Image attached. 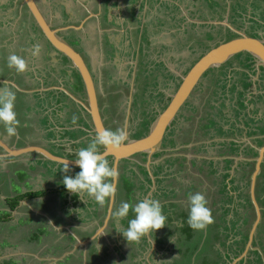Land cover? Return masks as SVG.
Segmentation results:
<instances>
[{"label":"rangeland","instance_id":"obj_1","mask_svg":"<svg viewBox=\"0 0 264 264\" xmlns=\"http://www.w3.org/2000/svg\"><path fill=\"white\" fill-rule=\"evenodd\" d=\"M36 1L46 19H48L51 26L54 27H58L60 24L64 23H78L87 16V10L95 14L94 16H88L85 18L82 22L81 28L77 30L72 29L71 31L77 32V35L80 38V43L84 48V51L80 53L83 56L88 68L91 70V74L93 75V82L98 94L99 105L101 106V112L104 114L106 122L111 124L112 119L109 118V115L113 117L118 114L119 125L121 126V129L124 121H126L127 130L129 132H133L135 129H137L138 134L139 132L141 134L147 132L148 125L150 123L147 125V128H144L142 126L143 121L145 120L149 122L160 111L167 98H169V96L175 90L176 87L174 88V82H177L179 78L177 74L180 72L183 74V70L210 46L215 45L225 38L229 39L235 36V34L221 22H227L229 24L231 22V26L236 27L237 30L244 32L245 34L255 33V28L251 25L253 23L249 22L248 18H244V16H246L248 13L246 0H229V2L227 0H174L178 1L179 4L181 3L186 10L189 9L187 13L190 15V17H188V19L197 17L196 21H188L187 16L184 17L186 19L184 20V18H182L183 11L179 10L178 13L176 7L173 5L175 3H163L162 10L159 11L155 9L154 6L156 3H160L161 0ZM262 1L263 3H261V5L263 6H261V8L264 9V0ZM63 2H68L69 5L65 6L66 4ZM227 2L229 5V17H225L223 19L224 14L227 13ZM0 3H3V0H0ZM253 3H251L252 7ZM62 4H64L65 13L67 14L65 17L61 14L64 10L62 6H60ZM254 6L257 7L255 4ZM5 11L6 10H4V7H2L0 4V17L4 16L2 13ZM232 13L239 14L232 17ZM219 16H221V18H219ZM13 18L14 16H12V19ZM18 18L20 19V16H18ZM29 20V16H24L23 25H19L20 21L16 22V19L13 21H9V19H7V21L4 22L5 25H2L0 21V58H4L5 63H3V65L6 66V69H4L6 70V73L9 74L7 75L5 73V75H7L9 78L15 79V81H17L19 84H21V80L25 82L26 79L27 81L24 87L28 85L29 87L32 86V88L35 89V85H37L38 80L41 79L44 84L58 86V83L61 82L63 84L62 87L67 88L68 85L64 84H68L70 82L71 73L66 71L63 65L59 64V60L56 57L51 58L44 53L49 51V49L47 50L48 46L46 43H44V49L42 47L41 41H35V39L32 37L33 34L30 30ZM5 26L7 27L5 30H3L2 27L5 28ZM63 35H66L67 40L69 37L71 38L70 32L67 30L63 31ZM105 35L110 39V42L113 40V44L116 46V49L112 50V57H110L109 53H107L109 48L104 44ZM262 35H264V32ZM259 37L264 38V36L261 35ZM41 39L43 38L41 37ZM29 41H31L30 44H28ZM36 43L41 45L42 50L37 57H33L31 55V49ZM27 45H29V47H27ZM19 47L24 49L23 53H26L25 55L21 52ZM85 51L89 55L88 59L83 54ZM12 53H15L21 57L24 56L28 62V71L24 73H17L14 68H9L7 66V58ZM241 58V55H235L230 58V60L222 66L221 73L217 72V68L207 70L202 76L199 84L190 95L187 106H190L189 103H194L192 104L196 108V111L193 113L194 121H196L197 118L204 117L206 113L209 112L211 117L214 116L218 120L221 117L218 114V111H220L221 114L226 116V119L228 120L229 130L233 132L234 135H236V137L233 138L239 140H236V142L228 140L227 142L224 141L222 144L228 145L229 143V145L234 148L237 146L238 148L239 146H242L244 149L248 148L250 150L248 154H251L250 156H253L254 158L256 156L255 153L257 154V150L253 148V144L256 143V147H259L264 144V139L261 141L253 139L250 142H247L243 141L241 138H243V136H253L252 138L257 137L258 139L264 138V80L259 82V87L261 90L258 92H253L252 96L244 95L242 92V90L245 88L244 82L248 81L250 72L252 71L255 73L253 76V78H255L256 72L253 69L246 68L243 61L241 64L244 66V68L238 72V78L236 77L237 80L234 79L233 81V85L236 84V87L231 86V82L224 81L223 84L226 86L228 84V90L226 91L224 88L222 90L220 89V87L223 85L221 84L223 81L221 79L222 77L226 78L225 74H227L228 66L240 60ZM34 69L39 79L33 77ZM111 72H114L116 75H110ZM0 76H3L1 70ZM1 80L2 79H0V81ZM249 80V86L253 87L254 83L252 79L250 78ZM4 87L6 86L4 85ZM230 87H232L231 90ZM8 88H11V90L17 94L19 93L15 90V88H13L11 84ZM57 92L58 91L29 92L30 95L22 97L25 102L21 101V98L18 102H16V100H18L16 94L15 111L17 113V118L20 121V126H27L29 127V130H20L19 126L17 132L20 136H22V139H18L15 144L18 146L22 144V141L25 140L26 143L45 145L53 151H56L58 154L62 153L65 156L77 158L75 155L77 150L82 147H87V145L90 143L88 138L90 140V138L93 139L94 136L91 135V132L87 131V135L84 136L85 138H81L82 132H77L75 136L71 137L67 131L71 129L75 130L76 126L74 125L79 126L80 123L79 121L77 124L71 123V121L67 122L65 118L69 117L71 120H73V115L75 113H77L79 116L80 109L74 103L69 101V98L65 96L64 93H62L63 96H61V94ZM238 95L241 97L239 98V101L236 100L237 104L239 105V103H242L240 105H242L241 108H243L242 110L239 109V112L236 111V105L234 103L235 100L233 97ZM26 98L28 99V102L26 101ZM57 99L58 105H63V110L59 111V109L56 108L58 106L57 104L54 107L55 109L48 105V103L50 104L51 102L52 104V101ZM40 100L42 101V104L40 103ZM22 102L29 105L23 108ZM34 104L36 105L35 107ZM108 105H111L112 109L108 110ZM53 110L56 111L57 114H60V119L62 121L59 120V123H63L65 129L62 127L61 129H57L54 133L52 132V135H48L47 128L44 125L45 123L48 125V116L55 115ZM70 110L72 111L71 113ZM182 110L187 115L191 114V112L187 111L186 109ZM79 117H77V120L80 119ZM30 122L31 125L29 124ZM178 124V126L184 125L181 120ZM188 124L189 121L186 122V125ZM78 126L77 129L81 131ZM192 126H195L194 122L192 123ZM3 128L4 126L0 124V131L3 137L10 142H13L15 136L9 137L6 133V130ZM172 128L174 129H168L165 135L172 137L174 140H184L187 136H191L194 132V128L191 131L189 129L185 134L175 129V125L172 126ZM255 130V134H252V132ZM262 130L263 134H259L258 132ZM138 136L142 135L139 134ZM228 137L229 135H227L225 138ZM211 139H216V143L218 144L222 142V140L219 138ZM189 143L190 141L185 144H180L173 147L174 150H170L169 153H174L165 156V159L162 161L164 165H160L162 163L161 162L157 165V169H155V171L153 170L152 176H156V185L163 186L157 191H155L156 189L154 190L155 192L153 193V198L158 200L162 198L166 199L165 203H161L163 206L162 211H168V209L171 211V208H173V212L171 211L173 217L171 218L181 216L176 215V212L182 214L180 207L182 206V202H184V198L187 199L190 193H204L206 199L209 201L208 207L210 209L212 205H215L214 201L222 198L220 190H218L219 180L218 177L215 176L216 174H214L215 171L213 169V166L216 164L213 161L218 159H213L214 157H211L213 160L212 163H209L208 159H206L208 155L215 157L216 155H219L216 153H207L206 151L208 149L212 150L213 152L214 149H218L220 151L221 149L217 144L211 143L209 140H202L200 142L198 140L194 144H204L201 146L202 151L191 150V146H186ZM179 146H181L180 148L185 147V149L182 150L185 151L184 155L195 153H191L190 151H196L201 153L202 157L195 158L194 160H191L192 158L188 159L187 156H183L184 158L176 157L172 162L170 159L172 158L171 156L180 154L183 155V152H180ZM229 149L231 150V148ZM227 155L228 154L220 155V157H225ZM134 157L129 158L126 161L129 163L126 175L130 178H133V182L131 184L132 187H135L141 182L139 179L143 178L145 181L146 179H149L148 183L144 181L145 188H147L145 192L146 194L149 192L148 188L152 184V180L150 179V174L145 167V161L141 163L142 156L134 155ZM152 157L158 158V156L154 155ZM229 157L233 159L235 156L230 154ZM9 158L11 161L4 164V167L0 169V198H2L1 195H3V191L6 189L13 193H16L17 191L22 192L23 190L24 192L39 191L42 193L43 190H41L40 186H44L46 182H48L47 180H50L48 177L51 173H53L51 176L53 179L51 180L52 184L54 183L53 185L60 183L61 178H63L62 174L58 176L60 172L59 169L61 168L58 167L56 168L57 170H53L54 164L52 162L45 161L44 165L41 167L37 165L36 161H43L42 158L37 154L28 153L17 157L10 156ZM251 158L252 157L248 159L245 157L244 159L237 160L233 175H229V177L234 178L232 187L234 188L235 185L236 189L231 192L235 193V199L237 198V202H234V212H231V214L230 212L228 213L226 216L227 222H224L223 225H228L231 227L232 221L236 220L234 223L236 226L234 229L228 228L224 234H218L220 239H223L225 236H227L226 233L229 234L228 238L225 240L226 243H232L233 238H237V236L234 237L233 234L237 229L241 228V220L237 215L242 213V209L237 205L240 199L237 196L245 192H247L248 195V182H242L244 180L240 179V175L241 170L251 173L254 167L253 163L251 162ZM108 161L111 166V159ZM27 164L31 166L30 170L22 173V170L27 168ZM121 164L122 163L119 162L118 165L121 166ZM232 164L234 165V160H232ZM171 165H175L178 169L177 171L172 169L169 170L168 173L171 174L165 177V166L169 167ZM240 165L241 168L239 167ZM123 169L125 171V165H123ZM18 170L22 171V175L30 173V176L27 175L29 178L28 181L27 177L24 178L27 181V183L25 182L24 186L20 185L22 183L17 184V180L15 178L18 174L15 175L16 177L13 175V180L15 179L14 182L9 184V181H6L8 180V177L12 175V172H16ZM117 170L120 175L122 170L121 167L117 168ZM143 170L145 173L142 172ZM157 172L161 173L162 175L160 174L157 176ZM250 173H248L247 178H249ZM127 176L123 177L127 178ZM256 179V189L254 190L255 198L259 206L262 207V210H264V206L261 205V203L264 205V192L258 194L259 191L257 189L260 186L261 190L264 191V158ZM184 182H190L191 185L189 186L191 187L184 184ZM49 185L51 186V184ZM175 188H177V191L174 194L173 191ZM160 190L162 192H160ZM168 190L172 191V196L165 194L168 192ZM225 191L228 193L230 192L228 187H225L224 192ZM58 195L59 194L56 192L45 193L44 191L40 198L39 196L35 198L29 197L27 200L35 206L38 200H41L42 202V196H45V199L48 197V200L46 199L47 201L40 205H36L35 207L47 212L52 221L57 223L61 222L63 218H67L66 214H69V209L67 211L59 209V207L58 209H55L56 204L58 203L59 205L61 202V199L59 200ZM181 195L183 197L181 200L175 202L173 201L177 196ZM14 196L15 195L13 194L11 197ZM36 198L39 199L35 200ZM82 200L84 202H88V209L92 208L90 201L93 202L94 199L90 198L85 193L82 197ZM0 201L2 202L1 199ZM120 201H123L122 196L120 197ZM137 201L138 199L133 201L132 204L137 203ZM249 203L253 211V205L251 204L250 200ZM84 205L85 204H81L80 209L83 208V210H85ZM30 210L29 216H24V218H19L18 220H13L11 217L3 218V215L0 213V260L1 258L12 257L15 264H43L40 256L43 254V247L45 245L40 243L43 241H49V244H53L51 243L53 241V236H51V226L46 224V220H44L43 216L34 213L32 207H30ZM58 210L61 211L59 212ZM21 213L26 214L24 211H21ZM129 213L134 218V213L131 212V210ZM252 221H250L248 226ZM183 222L188 224L187 217H183ZM259 225L256 227L253 242L259 241L257 236H261L260 239L264 245V235L262 236V234H259L260 231H264V211L261 212V220L259 221ZM244 227L247 226L245 225ZM40 229L42 232L37 233V231ZM213 232L214 231L210 229V239H212ZM29 237L30 240L27 243V238ZM215 239L216 237H214V240ZM22 240L23 242L21 243ZM9 243H12L13 247H10ZM55 247L56 245H49L50 250L55 249ZM248 254L253 255L250 252Z\"/></svg>","mask_w":264,"mask_h":264},{"label":"crops","instance_id":"obj_2","mask_svg":"<svg viewBox=\"0 0 264 264\" xmlns=\"http://www.w3.org/2000/svg\"><path fill=\"white\" fill-rule=\"evenodd\" d=\"M180 1V0H179ZM229 2V0H227ZM227 2V13L224 14L223 19L226 17H229V5ZM254 2V3H253ZM37 3V1H36ZM163 3L165 4H173L176 7L177 12L179 13L180 11H183L182 15L184 17L187 16L190 17V15L187 13L189 11V9H185L183 7V5L180 3H178V1H174V0H161L160 3H156V5L154 6L155 9L157 10H162L163 9ZM247 3V8H248V13L246 16H244V18H248L249 22H252L253 24H251L252 26H254L255 28V33L256 36H264L262 35L264 32V9L261 8V3H263L262 0H246ZM251 3H253V7L251 6ZM2 7H4V10H6L4 13V16L0 17V21L2 25H5V21H7V19H9V21H13L14 19H16V22L20 21L23 22V17H28V12L26 10V8L24 7V5L20 4V0H3V3H0ZM220 4V1H219ZM254 4L257 6L255 7ZM66 6V5H65ZM185 11V13H184ZM260 11V13H259ZM7 12V13H6ZM225 12V10H224ZM25 14V15H24ZM239 14V13H238ZM238 14H234L232 13V17L234 15H238ZM24 15V16H23ZM181 15V16H182ZM12 16H14V18L12 19ZM18 16H20V19L18 18ZM30 17V16H29ZM197 17H192L189 18L188 21H196ZM217 18V17H215ZM214 18V19H215ZM219 18H221V16H219ZM217 18V19H219ZM31 19V18H30ZM212 19V20H214ZM184 20H186L184 18ZM211 20V21H212ZM221 20V19H220ZM30 21V20H29ZM228 21V20H227ZM219 22V21H218ZM30 24V23H29ZM216 24V23H215ZM230 24H232L230 22ZM7 26L2 27L3 30L6 29ZM17 31V28H16ZM3 34V31H2ZM12 35V34H11ZM143 35V34H142ZM248 35V34H247ZM262 40H264L263 37H259ZM42 41V40H39ZM31 41H29L28 44H30ZM42 45H44V42H41ZM21 46V45H20ZM24 47V46H23ZM27 47H29V45H27ZM20 48V47H19ZM44 48V47H43ZM21 52L23 53V48H20ZM45 49V48H44ZM54 51L49 49L48 52H44V53H49L50 55H54L53 53ZM21 53V54H22ZM24 55L26 53H23ZM24 58V56H22ZM3 63H5V60L3 57L0 58V70L1 73L3 74V76H0V79L2 80H8L11 81L13 83H16L17 86L20 88V90H17V92L22 93V94H30L29 92H37V91H43V88H49V86L45 87L44 83L41 81V79L38 78L37 73L35 71V69L33 70V77L34 78H38V84L35 85L36 88H32V86H26L24 87V85L26 84V79L25 82L23 80H21V84L17 83V81H15V79L13 78H9L6 73V66L3 65ZM5 68V69H4ZM133 72V71H132ZM5 73L7 75H5ZM258 72H256L257 75ZM15 74V73H14ZM182 74V72H180L179 74H177V76L179 77V75ZM14 76V75H13ZM232 82V81H230ZM233 83V82H232ZM231 83V84H232ZM0 85H2V87H4V85L6 87H9V83H5L3 81H0ZM227 87V88H226ZM14 88V87H13ZM252 88V94L253 92H258L259 90H261V88H257L255 86V84L253 85ZM257 88V90H256ZM224 89H226V91L228 90V84L227 86L225 85ZM27 90V91H24ZM31 90V91H29ZM59 91V90H58ZM261 92V91H260ZM56 96V95H55ZM53 103L50 104L48 103V105H50V107H52L53 109H55V105H58V102H56V100L52 101ZM40 103L42 104V101L40 100ZM79 108V106H77ZM56 108L60 110H63V105L60 104L58 105ZM44 112V111H43ZM82 115H84V111H81ZM53 113L55 114L54 116H48V129H51L50 131H52L53 133L57 130V129H61L62 127L65 126L63 125V123H59L60 119V114H57L56 111L53 110ZM84 117V116H83ZM85 118V117H84ZM62 121V120H61ZM82 125V124H80ZM76 126L75 130L71 129L68 130L67 132L71 135H73L72 131L77 132V126L78 125H74ZM229 125L225 126L224 128H227ZM5 130V128H3ZM77 129V130H76ZM76 135V134H75ZM87 135L86 133H82L81 134V138H85L84 136ZM193 135V133H192ZM245 135V134H243ZM0 137L3 139V141L10 147H22L28 144H37V143H26L25 140L22 141L20 145H16L15 143L17 142L18 139H22V136H20L19 134L15 136V139H13V142H10L9 140L5 139L3 137V135L1 134L0 131ZM233 137H236V135H234L233 132H230L229 137L225 138L226 141L231 140L232 142H236L237 139H234ZM253 136L249 137V136H243V138H241L243 141H247L250 142L253 139H258L257 137L252 138ZM232 138V139H231ZM219 139H223V138H219ZM240 139V140H241ZM216 140V139H215ZM205 141V140H204ZM239 141V140H237ZM197 142V141H196ZM193 140L190 141L189 144H187L186 146H191L190 149H192L193 146H195L194 144L196 143ZM200 142V141H199ZM37 145H41V144H37ZM45 147V145H42ZM257 144L254 143L253 144V148L256 149ZM181 146H179L180 148ZM185 148V147H182ZM170 150H174V148H161L158 152H163L160 153V155L158 156V158H149L150 163L147 162L148 164H145V167L148 171V173L150 174V179L152 180V184L149 186V192L144 194L142 196V198H144L145 196L151 195L153 197V193L155 191H157L159 188H162V185H156V176H152L153 175V170L155 171V169H157V165L160 164L164 159L165 156L171 155L174 152L169 153ZM243 147L239 146L237 152L235 153H227L228 155L225 157H220L219 155L215 156H207L206 159H211V157H214L213 159H224V158H230V154H233V159L234 160V165L231 164L228 172L229 175L232 176L233 172L235 171V166L237 164V160H241L246 158H250L251 156H244L242 158H237V156H243ZM217 150L214 149V152L210 149H208L206 152L207 153H216ZM54 153H57L56 151H52ZM183 152V155H175V156H171L172 158H170L173 162V159H175L176 157L179 156H187L188 159L190 158H201L202 154L195 152V151H190L195 152L192 154H185V151H181ZM28 154V153H27ZM21 155H25V154H21ZM200 155V156H199ZM215 155V154H214ZM20 156V155H18ZM39 156V155H38ZM10 156H7L4 154V152L0 149V169H2L4 167V164L9 163ZM12 157V156H11ZM17 157V156H16ZM68 157V156H67ZM71 158V157H68ZM74 158V157H73ZM43 160V159H42ZM145 160H146V156H145ZM144 160V161H145ZM46 160L43 161H36L37 165H39L40 167L42 165H44ZM263 161V160H262ZM39 162V163H38ZM135 162V161H133ZM146 162V161H145ZM41 163V164H40ZM53 163V162H52ZM262 163V162H261ZM51 164V163H50ZM54 164V169L56 168H63V166L61 164ZM222 164V163H219ZM160 165H164L163 162ZM6 166V165H5ZM155 166V167H154ZM253 166H254V162H253ZM30 165L27 164V168H25V170H20V172L25 173L27 170H30ZM49 168V167H48ZM118 168V166H117ZM59 169V174L58 173H54V174H58V176H60L62 174V177H64V175H69L74 177L75 174L77 172L75 171H79L80 169L78 167H74L72 168V171L68 172V173H64L62 172V170ZM174 170L177 171V167L175 165H171L169 167L165 166V177L171 173H168L169 170ZM57 170V169H56ZM20 175L19 170L16 172H12V175H10L8 177L9 184L11 182H14V180L16 179L17 184L22 183L20 185L24 186L25 182L27 183L28 181V176H30V173H27L26 175L23 174ZM18 174L16 177L15 175ZM53 173H51L48 177L47 180L48 182H46V184L44 186H40L42 193L45 191L46 192H56L58 193V198L59 200L61 199V202L56 204L55 209H63V210H68V213L71 215H67V218H63V220L61 222H57L55 223L54 221H52V219L49 217V215L47 214V212H45L42 209H39L37 207H35L36 205H40L42 203H44L45 201L48 200V197L42 196L43 200L41 202V200H38V202H36V205H32L26 198L20 199L18 201V203L16 204V206H14L13 209H9V206L7 205V200L11 199L12 195H17L20 193H23L24 190L22 192H9L8 189H6L5 191H3V195L2 198H0L2 200V202L0 201V211H6L8 212V215L6 217H11V219H15L18 220L19 218L22 219L24 218V216H29L30 213V207H32L33 210H37L39 212L38 215H41L44 217V220H46V224L48 226H51V232H52V239L53 241L51 243L53 244H49V241H43L40 244L45 245L43 247V254L40 256L43 264H111V263H123V264H264V245L262 244L260 246V244H254L253 243V239H252V246L253 248L250 247H245V243L242 246V250L237 254L234 255L233 252L230 250V248H233V245H231L230 243H226V239L228 238L229 234L226 233L228 236L224 237L223 239H220L218 237V234L221 235L222 233L224 234L226 232V230L228 228L232 229L231 227H229L228 225H221V227H217L216 223L218 222V218L217 215H219L221 212H223L225 209L228 210V212L226 213V215L224 216L225 219V223L227 222V218L226 216L228 215V213L230 212H234V202L236 201L235 199V193H232L231 191L235 190V188H233V185H229V183L226 184V187H228V190L230 191L229 194L231 195L232 199L229 203H223L224 201L217 199L216 203H215V214L213 215L214 220H215V224L212 225V227H208L206 230H193L191 229L188 224L183 222V217H188L187 216V199L184 198V202H182V206L180 207L181 213L179 214L176 212V215H181L178 217H173V214L171 213V211L173 210V208L168 209V211H164L163 214L167 216V221H166V225L159 229V230H155L151 236H145L141 239V241L137 244V243H128L126 238L123 236V234L119 231H117V229H120L121 227L126 228L127 224H128V220L132 219L133 217L130 215V213L128 214V217L125 219L120 220L118 223L115 220V218L113 217V212L116 211L120 204V197L122 196L123 201H126L125 195L123 194H119L116 195L115 198H113V202H112V206L111 208L108 207V203L105 204L104 207L99 206L95 201H90L91 207L90 209H88V202H84L82 201V197L84 196H78L76 194L70 193L67 190H63V183L62 180L63 178H61V182L53 185L52 181L53 180L51 178ZM157 176L160 175L161 173H156ZM13 175L14 177H16L13 180ZM20 175V176H19ZM162 175V174H161ZM25 177H27V181L26 179H24ZM257 178V176H256ZM229 179V177L227 178V180ZM256 181V180H255ZM118 183V180L116 182V185ZM51 184V186L49 185ZM60 184V185H59ZM184 184H186L187 186L191 185V183H187L184 182ZM191 187V186H189ZM156 189V190H155ZM193 189V188H192ZM197 189V188H195ZM155 190V191H154ZM162 190V189H161ZM160 190V192H162ZM198 190V189H197ZM177 188L174 189V194L176 193ZM172 191H169L165 194H169V196H172L173 193L171 194ZM41 197V195L39 196V198ZM36 198L35 200L39 199ZM182 195L181 196H177L176 199H174L173 201H179L181 200ZM163 199V200H162ZM159 199L160 203H165L166 199L162 198ZM172 200V199H170ZM219 200V202H218ZM171 201V202H173ZM129 202V200H128ZM173 202V203H174ZM237 202V201H236ZM220 203L223 205L220 206ZM29 204V205H28ZM81 204H85V210H83V208L80 209ZM211 204V203H210ZM108 207V209H107ZM211 207V206H210ZM75 208V209H74ZM24 209V210H22ZM110 209V211H109ZM262 209V208H261ZM83 210V212H82ZM21 211L26 212V214L21 213ZM59 211V210H58ZM61 211V210H60ZM59 211V212H60ZM81 211V212H79ZM109 211V214L107 217H105L106 212ZM173 212V211H172ZM36 213V212H34ZM41 213V214H40ZM175 213V212H174ZM5 217V218H6ZM46 218V219H45ZM10 219V218H9ZM169 219V220H168ZM241 222V221H240ZM241 226V225H240ZM243 226H241L242 228ZM210 229H212L213 235H212V239L209 238L210 235ZM234 229V228H233ZM230 233V232H229ZM60 234V235H59ZM72 238L73 243L68 247V245L66 247H64L67 244L68 238ZM214 237H216V239L214 240ZM79 240H85L88 239L86 244L84 246H81L79 244H76V239ZM238 238V236H237ZM58 239V240H56ZM234 239V238H233ZM224 240V245H222V241ZM23 242V240L21 241V243ZM221 242V244H220ZM48 243V244H47ZM10 247H13L12 243H9ZM49 245H60L59 247H64L63 250L60 251V253L58 254H51V253H44V250L47 249V247H49ZM74 245V246H73ZM256 245V246H255ZM230 247V248H229ZM28 249V248H26ZM71 250L66 256L63 257V259H59L57 261H50L48 259H46L47 257H58L60 256L63 252L69 251ZM251 251H256L259 257V260L255 259V255H249L248 253ZM1 257V256H0Z\"/></svg>","mask_w":264,"mask_h":264},{"label":"water","instance_id":"obj_3","mask_svg":"<svg viewBox=\"0 0 264 264\" xmlns=\"http://www.w3.org/2000/svg\"><path fill=\"white\" fill-rule=\"evenodd\" d=\"M20 4L24 5V7L26 8L29 16L31 17L35 27L41 34L44 41L48 43V45L53 49L55 53L63 55L69 61V67L74 69L77 75L79 76V80L83 87L84 96L83 98L73 96L64 87H62L61 82H59L58 86L50 85L49 88H43V90L47 91L50 88L59 89L64 94H66L72 101L79 105V107L86 112L91 122L90 132L94 133L95 136L98 131L106 128L104 125L103 116L99 111L98 97L93 78L91 76V70L88 68L81 53L76 50L73 46H71L66 41V39L59 34L61 31L64 30H77L81 28L84 19L88 16H94L95 14L87 10V16L84 19L80 20L76 25L66 24L63 26L52 27L49 23V20L46 19L35 0H20ZM221 23L227 26L235 34V36L226 40L219 41L215 45L207 48L192 62V64L183 74L179 75V82L175 90L169 96V100L164 106V108L160 110L151 120L150 124L148 125L147 132L140 137L129 138V131L126 128L127 124L126 121H124L122 130L127 134V140L121 145V147L117 150H112L101 146L100 151L104 153L106 157L111 159L112 167H115L117 169L119 161L129 159L133 155L140 153L146 154L145 164L147 165V162L150 163L149 158L153 153L158 152L160 150L162 140L167 130L169 129L171 122L175 119V116L177 115L181 107L184 105V103L189 99L191 93L199 84L202 76L207 70L220 67L228 60H230V58L239 53H245L252 57L253 65L255 67L256 72L258 71V68L260 66H264V40L259 37L247 35L244 32L237 30L235 27L231 26L227 22ZM1 81L7 84H11L16 90H20V88L11 81ZM0 149L7 156L16 157L21 154L34 153L39 155L43 160L61 165H63L64 161L69 160L71 162L76 159L54 154L49 151L46 147L37 144H28L17 148L10 147L3 141L1 137ZM256 150V156L254 158H251V160L254 162V167L250 173L248 183V196L251 204L253 205L254 211V218L249 226L247 238L245 241V247L250 248H253L251 242L256 227L259 224L261 218V207L257 203L254 190L256 176L260 171L261 162L264 158V144L259 147H256ZM237 158H242V156H237ZM69 166L70 168L77 167L74 165V163H70ZM116 182L117 179L114 181V183L116 184ZM112 202L113 199L108 202L109 208H111ZM109 211L106 212L105 217L108 216ZM33 212L39 214L37 210H33ZM87 240L88 239L79 240L77 238L76 244L84 246ZM70 251L71 250L63 252L58 257H47L46 259L50 261H57L59 259L61 260Z\"/></svg>","mask_w":264,"mask_h":264},{"label":"trees","instance_id":"obj_4","mask_svg":"<svg viewBox=\"0 0 264 264\" xmlns=\"http://www.w3.org/2000/svg\"><path fill=\"white\" fill-rule=\"evenodd\" d=\"M64 4H66V6L67 5H69V3L68 2H63ZM64 4H62V5H60V6H62V8L64 9L63 11H62V15L65 17V16H67V14L65 13V7H64ZM104 10H105V8H104ZM85 14V13H84ZM30 30H31V32H33V38H34V36L35 37H38V30H37V28L35 27V25L33 24V22H32V20L30 19ZM77 23L75 22V24L74 25H76ZM19 25H23V22L22 23H20ZM63 25H66L65 23L64 24H60V26H63ZM72 29H70V30H67L68 32H70V36H71V38L69 37V39L67 40V38H66V35H65V38H66V40H67V42L71 45V46H73L76 50H78L79 52H82V51H84V48H83V46H82V44L80 43V38L78 37V35H77V32H75V31H71ZM63 33V32H62ZM61 33V34H62ZM248 35H250V36H253V37H258V36H256V34L254 33V34H248ZM69 36V35H68ZM31 37V38H32ZM31 38H30V40H31ZM227 38H225L224 40H226ZM81 44V45H80ZM104 44H105V46H107L108 48H109V51H107V53H109V56L110 57H112V55H113V52H112V50H115L116 49V46L113 44V40L110 42V39L109 38H107V36L105 35L104 36ZM81 50V51H80ZM84 55H85V57L88 59V54L86 53V51L83 53ZM56 55H58V54H56ZM236 55H241L242 56V58H243V60H244V62L243 63H245V67L246 68H249V69H254V65H253V59H252V57L251 56H249L248 54H245V53H239V54H236ZM62 61H61V64L63 65H67V64H69L68 63V60L65 58V57H63L62 55H59L58 56ZM191 64H192V62H191ZM190 64V65H191ZM190 65H188L184 70H183V73L188 69V67L190 66ZM221 66H223V65H221ZM220 66V67H221ZM244 67V66H243ZM260 68V70L262 71V75H261V79H263L264 78V66H260L259 67ZM66 71H69L70 73H71V79H70V82L68 83V84H64V85H68V89L73 93V94H75L77 97H79V98H83V96H84V94H83V87H82V84H81V82H80V80H79V76L77 75V73L75 72V70L74 69H72V68H69V67H65L64 68ZM112 69H113V67H112ZM253 72V71H252ZM112 74H115L114 72H111V74L110 75H112ZM116 75V74H115ZM110 77V76H109ZM221 80H223L222 81V83L221 84H223L224 83V81H226V79H225V77L223 78L222 77V79ZM178 82H179V78H178V81L177 82H174V84H175V86H174V88L177 86V84H178ZM249 82H250V80H249V78H248V81H246V82H244V87L245 88H248L247 86H249ZM232 85H233V83H232ZM263 85H264V83H263ZM224 86H225V84H223L221 87H220V89L222 90L223 88H224ZM0 87H2V85H0ZM231 88L232 87H230V90H231ZM57 93H59V94H61V96H63L62 95V92H60V91H58ZM17 94V93H16ZM26 95H30V94H22V93H18L17 94V97H18V100H16V102H18L19 100H20V98H21V101H24L23 99H22V97L23 96H26ZM241 95V94H240ZM239 96V95H238ZM233 96L234 97V99H235V101H234V103H235V105H236V111H238L239 112V109H243V108H241V106L242 105H240V104H242V103H239V105L237 104V101H239V98L241 97V96ZM260 96V95H259ZM69 101H71L72 103H73V101L71 100V99H68ZM168 100H169V98H167V100H166V102L164 103V105L161 107V109L160 110H162L163 108H164V106L166 105V103L168 102ZM237 100V101H236ZM26 101L28 102V99L26 98ZM25 102V101H24ZM24 102H22V106H23V108H25L26 106H28L29 104H26V103H24ZM56 102H58V99L56 100ZM187 104H188V102H185L184 103V105L181 107V109L179 110V112L177 113V115L175 116V119L171 122V128H169V130H173L174 128H172V126H174L175 125V129H177V130H179V131H181V132H183V134H185V133H187V131L190 129V131L194 128V132H193V135H191V136H187L184 140H177V139H172V137H170V136H164V138H163V140H162V143H161V146H160V148H172V147H175V146H177V145H180V144H185V143H187L188 141H191V140H193L194 142H196V141H204V140H209L211 143H215V144H217L218 145V147L221 149V151L220 150H218V149H215V150H217L216 152H217V154H219V156L220 155H226L228 152L230 153V152H232V153H235V152H237V150H238V146L237 147H232V146H230L229 145V143H228V145H223L222 143H224V141H226L225 140V137L227 136V135H229L230 134V130H229V126L227 127V128H224V125H228V120L226 119V116H224V115H222L221 114V112L220 111H218V114H219V116H221L218 120L213 116V117H211L210 116V112L209 113H206V115L204 116V117H200V118H197L196 119V121H194V117H193V113H194V111H196V108L191 104V103H189L190 104V106H187ZM36 105L34 104V107H35ZM187 106V107H186ZM79 109L81 110V108L79 107ZM110 109H112V106L111 105H108V110H110ZM182 109H186L187 111H189V112H191V114H186ZM26 110H27V108H26ZM21 111V110H20ZM81 111H83V110H81ZM22 112V111H21ZM18 114H20V113H18ZM84 115H87V114H85L84 113ZM28 116H30V115H28ZM82 116H80L79 118H81ZM109 118L110 119H112L111 121V124L109 125L107 122H106V120L104 119L103 121H104V124L106 125V127L105 128H107L108 126L107 125H109L110 126V128L111 129H113V130H116V129H121V126L119 125V115H115V116H110L109 115ZM154 118V117H153ZM152 118V119H153ZM151 119V120H152ZM151 120L148 122V121H143V123H142V126L144 127V128H147V125L151 122ZM182 121L183 123H184V125H180V126H178L179 124V121ZM205 120H207V121H205ZM215 120V121H214ZM78 121H79V119L78 120H76V123H78ZM187 121H189V124L188 125H186V122ZM32 122V121H31ZM31 122L29 123L30 125H31ZM71 122H73V121H71ZM194 122V124H195V126L193 127L192 126V123ZM35 123H36V121H35ZM75 123V124H76ZM83 124V126H85V127H87V125L85 124V122H83L82 123ZM1 125H3V124H1ZM45 125H46V123H45ZM44 125V126H45ZM48 126V125H47ZM46 126V128H47V133H48V135H52V131H50L51 129H48V127ZM114 126V127H113ZM20 128V130H23V129H28L29 130V127H27V126H20L19 127ZM137 128V127H136ZM216 128V129H215ZM256 128V127H255ZM77 130V129H76ZM73 132V135L72 136H75V134H77V132H82V131H80V130H77V132H75V131H72ZM255 132H256V130L254 131V132H252V134H255ZM263 132V130L262 131H259L258 133L259 134H263L262 133ZM139 134L140 135H144V133L143 134H141L140 132H139ZM138 134V131H137V129H135L133 132H129V138H136V137H140V136H138L139 135ZM197 136V137H196ZM211 138H223L222 139V142L220 143V144H218V143H216V140H213V139H211ZM264 138H259V139H256V140H258V141H261V140H263ZM91 142V141H90ZM204 145V144H203ZM201 143H199V144H197V145H195V146H193L192 147V149L193 150H201V146H203ZM213 145V144H212ZM229 148H231V150L229 149ZM183 149H185V148H180V150L182 151ZM48 150H49V148H48ZM202 151V150H201ZM228 151V152H227ZM243 156H248V155H251V154H248L249 152H250V150L248 149V148H243ZM164 152V151H163ZM162 151L161 152H155V153H153L152 155H151V158H154V157H152L153 155L154 156H159L160 155V153H163ZM196 152V151H195ZM52 153H54V152H52ZM54 154H57V155H61V156H65L64 154H58V153H54ZM159 154V155H158ZM135 155H140V156H142V160H141V163L142 162H144V160H145V155L146 154H144V153H140V154H135ZM255 155H256V153H255ZM65 157H67V156H65ZM251 157H253V156H251ZM178 158H184L183 156H179ZM107 159L108 160H110V158H108L107 157ZM195 158H192L191 160H194ZM127 161V159H124V160H121L120 162L122 163L121 164V166H119L118 165V168L119 167H121V173H120V175L118 176V178H117V180H118V183L117 184H119L120 185V187L124 190V192H125V195H127V197L128 196H133V195H135L134 194V191L135 190H139L140 191V197L138 198V201L140 200V199H142V196L145 194V192H146V190H147V188H145V182L146 183H148L149 182V179H146V181L145 180H143V178L142 179H139V180H141V182L138 184V185H136L135 187H132L131 186V184H132V180H133V178H130L129 176H127L126 175V171H127V168L129 167V163H127L126 162ZM208 161H209V163H212V159H208ZM213 162H215L216 164H215V166H213V169H214V171H215V173L214 174H216L215 176H217L218 177V180H219V184H218V190H220V193H221V197L222 198H220V200H222V201H224L223 203L225 204V203H229L230 201H231V199H232V197H231V195L228 193V192H224V190H225V187H226V184L227 183H229V185H233V180H234V178L233 177H229V172H228V169H229V167H230V165L232 164V159L231 158H224V159H221V160H215V161H213ZM252 163H253V161H251ZM217 163H218V167H217ZM219 163H222V164H219ZM123 165H125L126 166V169H125V171H124V169H123ZM63 166V165H62ZM240 168H241V165L239 166ZM143 173H145L144 172V170L142 171ZM19 173H20V175H21V172L19 171ZM212 173H213V170H212ZM248 173H250V172H248ZM248 173L247 172H244L243 170H241V175H240V179H242V180H244V181H242V182H245V183H249V178H247V175H248ZM19 175V176H20ZM123 176H127V178L126 177H123ZM18 177V176H17ZM229 177V179L227 180V178ZM257 180V179H256ZM145 181V182H144ZM135 182V181H134ZM139 182V181H138ZM255 185H256V183H255ZM63 187V189L62 190H66V188H65V186L63 185L62 186ZM234 188H235V185H234ZM236 189V188H235ZM255 189H256V186H255ZM258 189V194L259 193H261V192H264V191H262L261 190V188H260V186L257 188ZM257 191V190H256ZM224 192V193H223ZM40 195H42V193L41 192H39V191H26V192H23V193H20V194H17V195H15L14 197H12L11 199H8L7 200V205L9 206V209H13L14 208V206H16V204L18 203V201L20 200V199H23V198H35V197H38V196H40ZM237 197H239L240 199H239V202L237 203V205L242 209V213L241 214H239V215H237L238 216V218L241 220V223H240V225L241 226H243L242 228H240V229H237L236 230V232L233 234V236L235 237V236H238V238H235V239H233V241H232V243H231V245H233V248L231 247H229L230 248V250L233 252V254L234 255H237L241 250H242V246L244 245V243H245V241H246V238H247V232H248V229H249V226H248V224L250 223V221H252V219H253V211H252V209H251V206H250V203H249V196L247 195V192H245V193H243V194H239ZM237 199V198H236ZM137 201V202H138ZM215 203H216V201H214ZM223 203L221 204L220 203V206L221 205H223ZM261 205L262 206H264L262 203H261ZM262 208V207H261ZM216 209L217 208H215V205H212V207H211V212H212V215H214L215 214V211H216ZM264 210H262L261 209V212H263ZM228 212V210H224L223 212H221L219 215H217V218H218V222L216 223V226L217 227H221V225H223V223L225 222V219H224V216L226 215V213ZM0 213H1V215H3V218H5L7 215H8V212H6V211H0ZM237 218V219H238ZM7 220V219H6ZM260 220H261V218H260ZM262 221H263V218H262ZM231 222V221H230ZM236 222V220L235 221H232V225H231V228L233 229V228H235V226H236V224H234ZM213 224H215V223H213ZM213 224H211L210 226H208L209 228L210 227H212V225ZM247 226V227H244V226ZM259 225V224H258ZM261 225V224H260ZM259 225V226H260ZM42 232V230L40 229V230H38L37 231V233H41ZM259 234H262V236L264 235V231H260V233ZM255 235V234H254ZM254 235H253V238H254ZM228 236V235H227ZM226 236V237H227ZM256 237V236H255ZM257 238H258V240L259 241H257V242H253V243H258V244H260V246L263 244L262 243V241H261V236H257ZM30 240V237L29 238H27V243H28V241ZM73 243V241H72V238L70 237V238H68V241H67V244L64 246V247H66L67 245H68V247L71 245ZM222 245H224V240L222 241ZM60 245H56V247H55V249H53V250H50L49 249V247H47V249H45L44 250V253H51V254H58V253H60V251L61 250H63L64 249V247H59ZM251 253L253 254V255H255V259L256 260H259V257H258V254H257V252L256 251H251ZM1 254V253H0ZM42 263V262H41ZM0 264H15L14 263V259H12V257H9V258H1V260H0Z\"/></svg>","mask_w":264,"mask_h":264},{"label":"clouds","instance_id":"obj_5","mask_svg":"<svg viewBox=\"0 0 264 264\" xmlns=\"http://www.w3.org/2000/svg\"><path fill=\"white\" fill-rule=\"evenodd\" d=\"M41 45L36 43L32 46L31 55L37 57L41 52ZM7 66L14 68L17 73L28 71V62L25 58L12 53L7 58ZM16 93L8 87H0V124H3L9 137L18 135L17 129L20 121L15 111ZM73 117V123H76ZM171 127V125H170ZM169 127V128H170ZM127 140V134L122 129H102L98 131L87 147H82L75 153L74 161H64L62 172L71 171L70 163H74L80 170L74 177L64 175L62 183L67 191L81 196L87 194L101 207L110 202L116 195V184L119 172L110 166L104 153V148L117 150ZM161 149V148H160ZM82 200V199H81ZM188 200V226L193 230H206L215 222L209 201L202 192L190 193ZM83 201V200H82ZM162 204L151 195L145 196L137 203L132 204L122 201L119 208L113 212L117 223L128 217L131 212L134 218L128 220L127 227H121V232L128 243H139L145 236H151L155 230L163 228L167 223V216L163 214Z\"/></svg>","mask_w":264,"mask_h":264},{"label":"flooded vegetation","instance_id":"obj_6","mask_svg":"<svg viewBox=\"0 0 264 264\" xmlns=\"http://www.w3.org/2000/svg\"><path fill=\"white\" fill-rule=\"evenodd\" d=\"M35 2H36V0H35ZM38 5V4H37ZM38 7H39V5H38ZM40 8V7H39ZM29 15V14H28ZM31 18V17H30ZM32 20V19H31ZM33 22V21H32ZM31 23V22H30ZM34 24V23H33ZM52 27H54V26H52ZM236 28V27H235ZM64 31H66V30H64ZM63 31H61L59 34L60 35H62L64 38H65V36L63 35V33H62ZM32 34H33V32H31ZM62 33V34H61ZM41 34L38 32V37H35L34 36V39H35V41H37V40H42L41 42H44V43H46L47 44V50L48 49H51V50H53L49 45H48V43L46 42V41H44V39H41ZM66 39V38H65ZM67 41V40H66ZM42 47H44V45H42ZM54 53V55L52 56V55H50L49 53H45V54H47L49 57H51V58H57L58 60H59V64H61V59L58 57L60 54H58V55H56L57 53H55V52H53ZM63 56V55H62ZM64 57V56H63ZM229 61V60H228ZM242 61H244L243 60V58H241L240 60H238V61H236V62H234L233 64H231L230 66H228V70H227V74H225V76H226V81H234V79H236L237 80V78H238V72L239 71H241L244 67H243V65L241 64L242 63ZM68 63H69V61H68ZM225 64V63H224ZM223 64V65H224ZM62 65V64H61ZM63 66L64 67H69V64H67V65H64L63 64ZM70 68V67H69ZM221 69H222V66L221 67H218L217 68V72H219V73H221ZM245 70H247V69H245ZM253 70H255V67H254V69ZM248 71V70H247ZM255 72H256V70H255ZM258 73H257V75H256V77L255 78H253V76L255 75V73H253V72H250V75H249V79L251 78L252 79V81H253V83L255 84V86L257 87V88H259V82H261L262 80H264V78L263 79H261V75H262V71L260 70V68H258V71H257ZM225 73V72H224ZM91 76H92V78H93V75L91 74ZM237 77V78H236ZM258 77V78H257ZM94 80V79H93ZM231 82V83H232ZM45 85V87H47V86H54V85H52V84H44ZM58 85H59V83H58ZM61 85H63L62 83H61ZM231 86H234V87H236V84H234V85H232L231 84ZM257 88H256V90H257ZM69 93H71L73 96H76L75 94H73L69 89H67V88H65ZM16 90V89H15ZM59 90V89H58ZM57 89H48L47 90V92H52V91H58ZM17 91V90H16ZM194 91V90H193ZM44 92H46V91H44ZM60 92H62V91H60ZM97 92V91H96ZM242 92L244 93V95H250V96H252V88L249 86L248 87V89L247 88H244L243 90H242ZM63 93V92H62ZM192 94V93H191ZM65 96H67L66 94H65ZM68 97V96H67ZM77 97V96H76ZM97 97H98V94H97ZM69 98V97H68ZM70 99V98H69ZM98 100H99V98H98ZM235 100V99H234ZM242 100H244V99H242ZM246 101V100H245ZM186 102H189L188 100L186 101ZM73 103L76 105V106H79V105H77L74 101H73ZM192 104H194V103H192ZM98 107H99V111H100V113H101V115L103 116V120L105 119V117H104V114L101 112V106L99 105V101H98ZM81 110H83V109H81ZM81 110H79V116H82L80 119H79V123L80 124H82L83 122H85V124L87 125V127H85V126H83V124L82 125H79L78 126V128L79 129H81V131H82V133H86L87 131L88 132H90L91 131V122H90V120H89V118H88V116L87 115H82V112H81ZM84 111V110H83ZM115 111V110H114ZM72 111L70 110V113H71ZM85 112V111H84ZM109 113V112H108ZM117 113V112H116ZM74 114V113H73ZM85 114H86V112H85ZM118 115V114H117ZM79 117L78 116V114L77 113H75L74 115H73V117ZM85 118H84V117ZM126 117V116H125ZM68 118V119H67ZM67 118H65L66 120H67V122L68 121H73V120H71L69 117H67ZM77 120V119H76ZM71 123H73V122H71ZM75 124V123H74ZM77 124V123H76ZM105 125V124H104ZM110 125V124H109ZM109 125H107L108 127H107V129H111L110 128V126ZM106 127V126H105ZM252 127H254V126H252ZM113 130V129H112ZM30 133V132H29ZM87 134V133H86ZM145 134V133H144ZM26 135H28V134H26ZM91 135H93L94 136V133H92L91 132ZM128 136H129V133H128ZM92 139L90 138V140H89V138H88V141L90 142ZM226 140V139H225ZM227 142V141H226ZM46 147V146H45ZM47 149H48V147H46ZM49 151H53L52 149H50L49 148ZM132 157H134V155L132 156ZM131 157V158H132ZM135 158V157H134ZM136 159V158H135ZM130 161H132V160H130ZM120 162V161H119ZM119 164V163H118ZM116 188H117V191H116V195H118L119 196V194H122V192H123V194L125 195V192H124V190L120 187V185L119 184H117L116 185ZM134 194L135 195H133V196H128L127 197V195H125V198H126V200L128 201L129 200V202H133V201H136V199H138L139 197H140V191L139 190H135L134 191ZM116 195H115V197H116ZM114 197V198H115Z\"/></svg>","mask_w":264,"mask_h":264}]
</instances>
